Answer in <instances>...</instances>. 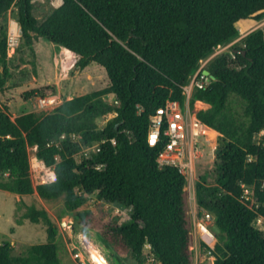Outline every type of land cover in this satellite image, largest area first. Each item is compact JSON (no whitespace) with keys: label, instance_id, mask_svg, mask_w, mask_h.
Here are the masks:
<instances>
[{"label":"trees","instance_id":"obj_1","mask_svg":"<svg viewBox=\"0 0 264 264\" xmlns=\"http://www.w3.org/2000/svg\"><path fill=\"white\" fill-rule=\"evenodd\" d=\"M15 5L26 45L32 47L42 37L68 47L80 54L79 69L92 62L103 66L109 84L64 99L46 114L13 118L0 104V175L7 174L0 189L37 191L46 199L64 196L79 222L95 229L118 256L134 255L144 263L149 244L158 264H193L187 177L178 166L159 163L167 125L152 146L151 117L169 99L185 104L184 86L201 61L240 36L241 19H263L264 0H62L41 23L31 0H0V17ZM243 42L233 59L222 54L211 61L208 70L215 79L195 88L189 101L191 108L196 101L210 105L196 116L206 125L203 133L222 135L216 184H207L205 178L196 183L197 204L214 217L219 230L210 251L213 264H264V231L255 226L264 218V139L255 141L264 130V29L251 31ZM7 57L4 32L0 89L10 74ZM34 94L31 90L25 97ZM108 94L118 105L104 99ZM233 96L241 100L242 113L232 110ZM111 112L116 115L99 126L98 119ZM94 144L99 150L92 157L76 159L83 145ZM30 147H37V156L55 167L53 182L34 186ZM245 186L252 188V198L245 196ZM95 192L106 202L130 208L129 220L119 223L79 210ZM23 219L44 222L47 242L32 244L20 255L4 242L0 264H62L58 229L48 213L29 205Z\"/></svg>","mask_w":264,"mask_h":264},{"label":"rangeland","instance_id":"obj_2","mask_svg":"<svg viewBox=\"0 0 264 264\" xmlns=\"http://www.w3.org/2000/svg\"><path fill=\"white\" fill-rule=\"evenodd\" d=\"M33 14L41 23L54 8L58 7L62 0H31ZM18 6H13L4 16L0 17V36L6 32L8 35V57L6 65L9 76L5 87L0 89V104L7 107L12 117L28 112L46 114L50 108H38L39 97L56 95L62 101L66 96H78L91 91L102 89L109 84L107 72L97 62H92L86 69L75 67L67 78H62L60 70L53 59L54 54L59 51L58 47L45 38L34 39L32 47L26 45L22 38L21 26L17 20ZM19 25V36L12 35V22ZM249 25L239 24L240 36L232 42L218 46L214 52L201 61L208 69L211 61L222 54L234 58L235 48L244 45L243 38L253 30L264 29V18L256 21H245ZM251 23V24H250ZM57 66V67H56ZM3 69V67H0ZM49 84L38 88L39 83ZM34 90L35 94L26 99L27 92ZM193 92V91H192ZM191 92V95H192ZM111 105H118L115 96L108 94L104 96ZM188 102V101H187ZM186 102V104H188ZM188 106V105H187ZM230 106L236 113H242L241 100L237 96L231 98ZM210 105L205 102L196 101L194 108H189L190 114L196 116L200 109H207ZM116 115L115 112L108 113L98 119L99 126L105 125L108 119ZM221 133L199 134L186 143L187 151L183 158L184 162H190L189 168L185 170L187 176L186 190L188 193V215L191 223V236L194 249L193 264H213L215 257L211 254L217 241L218 228L215 226L214 217L208 218L206 211L201 210L196 199V183L205 178L209 185L216 184V150L221 143ZM79 139V137H76ZM264 139V130L255 135L257 143ZM191 149V153L189 152ZM99 150V145L91 147L82 146L76 154V159L92 157ZM30 159L33 161V184L39 185L40 173L37 170L35 160L36 150L29 148ZM7 179V174L0 175V180ZM245 196L252 198L253 190L245 186ZM32 205L38 209H44L54 224L57 226V245L59 257L62 264H148L155 255L148 244L144 248L146 261L139 263L134 255L118 256L112 249L107 247L100 238L99 233L84 226L79 222L77 214L67 208L64 196L55 199L41 197L37 191L31 194H17L0 189V246L4 242L13 245V254H24L32 244L47 242V225L44 222L34 223L29 219H23L27 206ZM79 210H91L98 216H105L121 223L129 220L131 209L123 207L118 203L106 202L98 197L97 192L88 194L86 202ZM21 221V222H19ZM255 226L264 231V218L259 217ZM211 233L214 237L211 236ZM207 240L214 243L210 244ZM203 243H206L204 245ZM98 258V259H97ZM156 258V257H155ZM108 260V261H107ZM104 261V262H103Z\"/></svg>","mask_w":264,"mask_h":264},{"label":"built area","instance_id":"obj_3","mask_svg":"<svg viewBox=\"0 0 264 264\" xmlns=\"http://www.w3.org/2000/svg\"><path fill=\"white\" fill-rule=\"evenodd\" d=\"M55 58L60 70V75L62 78H67L71 70L77 66L80 59V54L69 49L68 47L61 46ZM205 69V65L200 63L197 71L191 76L190 83L184 86V93L187 96L186 102L188 101V104L185 102V104L182 105L179 100L169 99L167 100L166 104L162 107H159L155 115L151 117V126L148 137L150 145L154 146L157 144L161 138V129L163 124L166 123L167 125L166 129L164 130V134L168 136V140L158 158L159 163L161 165L178 166L179 170L183 174H185V170L190 166V162L183 161L187 151L186 143L189 138L193 139L195 136L202 134L198 132L196 127H199V125H205L197 118V116H194L193 118L189 110L191 92L195 88H205L212 80L210 76L204 72ZM61 102L62 99H59L56 95H54L48 97H39L37 100V105L38 108H50L53 110ZM34 148L37 151V147ZM189 152L191 153L190 148ZM35 160L37 161V170L41 171L39 184L53 182L56 179L55 167L46 165L44 160L40 159L37 154H35ZM33 165V161L30 159V175L32 181ZM206 215L208 218H211L210 213H206ZM211 236L214 237L212 233ZM207 242L210 243L209 240H207ZM148 264H158L155 256L150 259Z\"/></svg>","mask_w":264,"mask_h":264},{"label":"crops","instance_id":"obj_4","mask_svg":"<svg viewBox=\"0 0 264 264\" xmlns=\"http://www.w3.org/2000/svg\"><path fill=\"white\" fill-rule=\"evenodd\" d=\"M250 20H252V19H241L239 22H238V27H239V24L241 23L242 25H244V26H246L245 24H247V25H249L248 23H245V21H250ZM251 24V23H250ZM40 38H42V37H40ZM40 38H38V39H40ZM52 44H53V46L54 47H58L59 49H60V47L62 46V45H59V44H56V43H53V42H51ZM55 57H56V54H54V56H53V59H54V62H55ZM55 65H56V62H55ZM90 65V64H89ZM88 65V66H89ZM87 66V67H88ZM57 67V66H56ZM86 67V68H87ZM85 68V69H86ZM49 82L50 81H48V82H46V83H39V84H41V85H39L38 86V88H41L42 86H44V85H47V84H49ZM73 97H75V96H71V95H68V96H66V98L65 99H70V98H73ZM206 126V125H205ZM148 245V244H147Z\"/></svg>","mask_w":264,"mask_h":264},{"label":"bare ground","instance_id":"obj_5","mask_svg":"<svg viewBox=\"0 0 264 264\" xmlns=\"http://www.w3.org/2000/svg\"><path fill=\"white\" fill-rule=\"evenodd\" d=\"M12 35H13V37L14 36H16V37L19 36V25H18V23L15 20L12 22ZM201 102H203V101H201ZM193 118H194V116H193ZM201 127L202 126H200V125H199V127H196V129L198 130V132L207 135L208 133H203V130H202Z\"/></svg>","mask_w":264,"mask_h":264},{"label":"water","instance_id":"obj_6","mask_svg":"<svg viewBox=\"0 0 264 264\" xmlns=\"http://www.w3.org/2000/svg\"><path fill=\"white\" fill-rule=\"evenodd\" d=\"M244 53H245V51H244ZM204 72H205L207 75H209L210 78H211L212 80L215 79V76H214L213 74H211L210 71H209L208 69H205Z\"/></svg>","mask_w":264,"mask_h":264}]
</instances>
